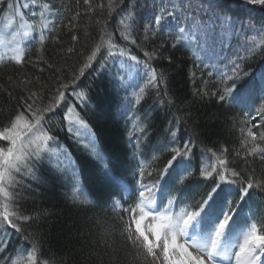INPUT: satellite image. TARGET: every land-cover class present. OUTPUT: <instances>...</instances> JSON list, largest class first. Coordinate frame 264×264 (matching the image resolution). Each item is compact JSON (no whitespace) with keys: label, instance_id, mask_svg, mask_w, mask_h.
<instances>
[{"label":"trees","instance_id":"1","mask_svg":"<svg viewBox=\"0 0 264 264\" xmlns=\"http://www.w3.org/2000/svg\"><path fill=\"white\" fill-rule=\"evenodd\" d=\"M190 2L193 9H196L198 3L207 9L213 0ZM54 3L59 12L53 15L54 23L44 35L43 42L37 39L28 47L23 64L8 60L0 63V127L7 123L15 111L22 110L18 100L22 96L27 97L30 92L40 97L37 106H47L59 84L72 80L99 42L100 30L106 21L112 39L121 47H126L140 59H144V51L155 53L156 58L151 63L158 72L163 73L164 83L160 85V96L156 95L155 90L146 89L144 99L137 107L136 119L141 128L147 127L149 133L145 138L141 132L137 136L133 135L130 118L123 109L128 90L114 84L118 74L123 77L118 63L110 62L103 70H100L97 63L86 70L84 77L77 81L79 87L73 85L76 92L81 89L87 92L86 100L83 103L78 101L72 89L66 93L65 100L69 106H74L94 133L105 156V160L99 163L109 160L114 163L122 183L101 182L97 177V162L93 157L85 156L75 143L74 136L67 132L66 122L62 123L60 116L54 117L48 126L56 130L58 142L66 148L75 163L82 189L91 203L81 204L72 199L73 184L66 172L53 163L38 165L36 175L39 180L19 177L22 183L15 188L18 196L16 206L19 214L30 219L18 222L20 233L10 230L11 244L4 255L13 253V248L21 242L26 243L29 250L32 242H36L39 264H147L138 256L137 249L127 242L125 235H122L128 219V213L122 211V208L135 203L134 196L125 195L124 184H136L138 176L134 178L133 173L138 171L141 162L147 166L146 172L152 173L146 179H154L171 158L173 153L170 148L182 147L184 140L189 138L196 145L192 150L193 168L204 166L202 158L206 156L212 159L210 165L216 163V157L227 149L225 155L229 161L228 167L240 172L242 178L246 179L252 169H255V176H264V160L259 156L246 155V148L242 147L246 132L242 133L241 129L250 126L244 123L247 109L222 103L215 95H203L204 92H222L231 83L223 79L231 75L230 69L227 68V73L222 74L211 68L212 74L209 75L208 65L211 63L201 65L191 50L176 43L174 31L171 35L167 30L155 33L144 31L143 18L154 0H135L136 15L141 19L132 32L135 45L120 39L117 29L121 28L118 21L122 17L116 13L111 18L108 16V0H89L88 4L84 0H54ZM221 3V9L209 10L206 15L203 12L196 14L207 19L213 15V11L219 10L227 11L237 21L247 23L251 20L258 27L260 22H264V5L251 4L248 0H221ZM101 4L103 8L98 7ZM128 4L129 0H125L122 7L127 9ZM155 4L159 7L160 0H155ZM89 5L92 11L88 10ZM230 31L219 26L215 28L218 36L227 35ZM73 36L77 39L73 40ZM232 39L231 44L235 49L233 62L239 63L242 71L250 74L237 86L242 87L255 80L259 87V75L264 73V45L261 44L264 32L255 35L252 30L241 31L238 23ZM246 39L249 46H256V54L248 57L244 48ZM233 62L230 65L233 66ZM223 64L229 65L228 62ZM25 79L30 83H21ZM165 91L167 96L163 95ZM146 112L150 113L148 119L144 118ZM169 121L172 123L169 124ZM169 127L179 128L175 145L169 144V137L165 135ZM138 138L142 141L139 145ZM0 146H6V143ZM261 146L264 147V144ZM153 155L157 157L155 160L152 159ZM211 183V180H204L197 172L184 193L187 201H200L211 190ZM250 192V207L254 217L264 215V189ZM231 199L235 201L238 196L234 194ZM116 201L121 205L117 206ZM243 211L248 212L249 207L245 206ZM101 223L115 227L114 233L110 229L103 230L104 225L101 226ZM99 230L112 233L110 239L113 252L106 249V244L98 239Z\"/></svg>","mask_w":264,"mask_h":264},{"label":"snow or ice","instance_id":"2","mask_svg":"<svg viewBox=\"0 0 264 264\" xmlns=\"http://www.w3.org/2000/svg\"><path fill=\"white\" fill-rule=\"evenodd\" d=\"M84 2L88 4L89 0ZM248 3L264 5V0H248ZM124 4L125 0H119V3H116V0H108V16L111 18L113 13H116L118 17H122L118 21L121 28L117 29L120 39L135 45L136 40L132 38V32L141 19L136 15L135 0H129L127 9L122 7ZM4 5L13 9L14 15L19 17V26L23 29L22 33L13 29V17H6L4 26L13 29L9 43L16 42L12 49L13 54L7 59L15 64H23L24 48L16 38L28 40L32 38L33 33H38L42 43L43 33L54 23L49 17L58 13L59 8L54 0H31V4L28 0H24L22 4L20 0H16L15 5L12 0H0V11ZM33 7L38 11H30L27 16L32 19H28L24 10ZM98 7L103 8L104 5ZM221 8V0H213L207 9L201 3L193 9L190 0L187 3L185 0H160V6L157 7L154 0L151 9L143 18L144 31L155 33L167 30L169 35L174 31L176 43L191 50L192 55L204 65L211 60L209 33H214L217 26L235 31L239 23L241 31L252 30L255 35L264 32V22H260L258 27L251 20L247 23L237 21L227 11H213V15L207 19L196 14L203 12L206 15L209 10ZM88 10L92 11L91 5ZM107 29L106 21L100 30L99 42L87 55L72 80L59 84L47 106H37L40 97L37 93L30 92L27 97L22 96L18 100L22 110L15 111L7 123L0 127V145L6 143V146H0V264H39V248L36 242H32L30 250L26 243L21 242L13 248V253H4L11 244L10 230L14 229L16 233H20L18 222L30 219L19 214L16 206L18 196L15 188L22 183L18 176H30L39 180L36 175L37 166H42L45 161H51L53 158L56 159L58 167L63 164V160L71 164V157L66 148L58 143L56 130L48 126L54 117L60 116L62 123L66 122L67 132L74 136L75 143L85 156H91L97 162V177L101 182L122 183L114 163L110 160L99 163L105 160L104 153L85 119L73 106L67 104L66 93L72 89L76 99L83 103L87 92L83 89L76 92L73 85L79 87L77 81L84 77L86 70L93 68L97 63L100 70L107 68L110 62L118 63L121 70L125 67L129 71L134 70L135 76L132 79L139 82L126 85L124 81L127 76L121 77L118 74L114 84H118L125 91L128 87L135 89L136 104H140L144 99L146 89H153L156 95L160 96V85L164 83V76L151 63L156 58L154 52L144 51V59H140L126 47L115 43ZM72 39L76 40L77 37L73 36ZM261 44L264 45V40ZM244 48L246 57L256 54V46H249L247 39ZM4 59L5 57L0 56V61ZM208 66L211 75V64ZM230 72L231 75H226L223 79L231 83L227 84L222 92H204L203 95H215L222 103H231L234 107L247 109L244 123L250 126L241 129L242 133L246 132L242 147L246 148V155L259 156L264 160V147L261 146L264 144V73L259 75V87L255 80L238 87L244 77L250 74L244 73L236 62H233ZM21 83L27 85L30 81L25 79ZM163 95L167 96L168 93L165 91ZM253 112L255 116L252 115ZM149 115L150 113L146 112L144 118L148 119ZM171 123L172 121H169V124ZM140 131L145 138L148 137L146 126ZM165 135L169 137L168 143L175 145L179 128L169 127L165 130ZM140 143L142 141L138 138L137 144ZM195 146V141L189 138L184 140L182 147H171V158L151 181L146 179L152 175L151 172H146L147 166L139 167L138 171L133 173L134 178L138 176L136 184L124 185V190L129 196L135 197V203L122 208V211L128 213L122 235H125L127 242L137 249L138 256L147 264H223L224 261L233 264V258L234 264H264V215L254 217L250 207V190L264 189V176H255V169H252L246 179L242 178L240 172L228 167L229 161L225 155L227 149L216 157V163L210 165L211 170L203 166L193 168L192 150ZM213 155L215 156V153ZM156 158L155 155L152 156L153 160ZM245 163L247 164V160ZM197 172L204 180H211V190L200 201L188 202L184 193ZM234 194L238 196L235 201L231 199ZM82 195L80 187L74 186L72 199L81 204L91 203L89 199H81ZM245 206L249 207L248 212L243 211ZM256 212L258 213L259 209Z\"/></svg>","mask_w":264,"mask_h":264},{"label":"rangeland","instance_id":"3","mask_svg":"<svg viewBox=\"0 0 264 264\" xmlns=\"http://www.w3.org/2000/svg\"><path fill=\"white\" fill-rule=\"evenodd\" d=\"M12 2L15 5L16 0H12ZM23 2H24V0H20L21 4ZM28 3L31 4V0H28ZM3 10H4L3 13L0 11V41H2V42H0V56L5 57V59L0 61V63L8 60L7 57L11 56L13 54L12 49L16 46V42L13 41L12 43H9V41L12 40L13 29L20 31L21 33L23 32V29L20 28V26H19V24H20L19 17H16L14 15L13 9H8L7 5H5V9H3ZM30 11H38V9H36L35 7L30 8V9H25L24 12H25L26 16ZM8 16H12L14 21H15V23L13 25V29H9V28H6L4 26L5 22H6V17H8ZM27 18L32 19L30 16H27ZM49 19L53 20V16L49 17ZM46 32L43 33V37L46 34ZM233 34H234V31H230V32H228L227 35H221V36H218L217 34H215V32L209 33L208 47H209V55L211 56V60L207 61V63L218 64L217 67H215L214 65H211V68L213 70L216 69L218 72H220L222 74L227 73V68H228V70L231 69L232 65H230V64L235 59V49H234L233 44H231V40H233L232 39ZM256 38L257 37H255L254 40H256ZM16 39H17V41H19L21 43V46L24 48V52H26L28 47L35 40H37L39 38H38V33H33L31 39L23 40V39H21V37H17ZM224 62H228L229 65L223 64ZM119 68H120V65H119ZM121 72H122V76H125V75L127 76V79L124 81V83L126 85L128 83L135 84V83L139 82L138 80L132 79L133 76H135L134 70L129 71V69L127 67H125L123 70H121ZM127 90H128V96L126 97L125 106L123 107V109L125 110L126 114L130 118V121L132 124L131 126H132L133 135L137 136L141 132L140 131L141 127H140L139 121L136 119L137 118L136 117L137 116V107L139 105V104L135 103L134 91H136V90L133 89L132 87H128ZM75 111L77 112L76 109H75ZM59 145H61V144L59 143ZM202 159H203L202 162L204 165L203 167L208 168V170H209V167H210L209 165H210V162L212 161V159L209 156H206L205 158H202ZM45 162L53 163L56 167H58L57 161L55 158H53L51 161H45ZM143 166H145V165H141L140 167H143ZM59 168L61 170H63L64 172H66V174L70 177V179L72 180L73 187L76 185H78L80 187V189L83 192L81 199H86V196H85L84 191L82 189V183L80 182V180L78 178V171H77L76 165L73 162L72 158H71V164H69V162L67 160H63V164L61 166H59ZM19 177L20 176H18V179H19ZM24 178H30V176H24ZM73 187H72V190H73ZM100 225L101 226L104 225V227L102 226V229L104 228L103 230L110 229L113 232L115 229V227H113L111 225H110V227L108 226L109 228L106 226V224L101 223ZM110 234H112V233L107 234L106 231L102 232L101 230H99V234L97 236H98V239L100 240V242L102 241L106 244V249H109V251L113 252V249H112L113 246H111L112 240L110 239L112 237V235H110ZM223 264H228V262L224 261ZM233 264H234V258H233Z\"/></svg>","mask_w":264,"mask_h":264}]
</instances>
